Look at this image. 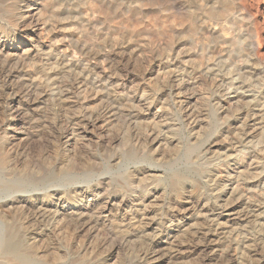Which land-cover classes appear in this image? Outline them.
I'll return each mask as SVG.
<instances>
[{"label":"rangeland","instance_id":"374dc122","mask_svg":"<svg viewBox=\"0 0 264 264\" xmlns=\"http://www.w3.org/2000/svg\"><path fill=\"white\" fill-rule=\"evenodd\" d=\"M22 1V12L25 13V16L27 17L25 25L23 28L21 25L16 29L6 28V34L2 32L4 30L0 32V47L2 50V52H0V62L10 59L15 65L23 58H34L38 54H55L56 60L54 59L49 61V63L45 62L40 64V66L43 67V70H45L50 76L41 74L42 76L44 75L41 77L40 74H34V72H32L33 66H31V64L26 66V69L24 67L19 68V73L13 79V82L19 84L23 83L22 91L17 93V91L12 89L10 90L11 92L9 91L10 95L6 96V99L4 100L6 101L8 108L11 109L7 114L12 113L15 115V112L17 113L16 115L22 114L21 117L13 122L12 127L2 126L3 128L1 131H5L4 134L9 140L21 147L25 144L31 143L33 140L32 138L36 141H43V138H47V136L51 134V129H49L50 127H48L44 121L49 119L48 116L51 118L49 102L52 103L54 100H57L58 103H69L67 105H70L71 107L74 106L72 109L77 117L86 113L99 112L101 114L100 117L103 119L101 118L102 122L96 129H91L87 133L82 131L70 132L60 143L61 149H68L72 152L76 151L74 149L80 148L81 150L82 148L84 152H89L90 150L91 154L93 152V154L105 158L102 163L104 167L107 166L109 169H106L107 167H105L104 172L107 171L106 173H110L108 170L114 172L113 177H111L112 179L109 178V174H106L105 177H96V179H94V181L101 180L102 182L101 188H99L98 191L99 195L94 196L86 193L83 200L85 206L90 207L93 206V204L99 203L102 207L106 208V213L102 215L104 217H102V220L108 221V219L113 217L124 221L125 227L123 229H126L127 227L130 228L133 223L132 218L134 209H136V203L123 204L121 197L110 205L107 203L110 199L109 191L112 193L118 190V184L114 182L116 179L117 182L121 184L126 182V180H122L116 175L120 169H126L125 174H127L131 170H134V168L137 169L138 167H143V169L147 171L148 167L150 168V172H148L149 179L150 181H155L154 184L148 186V191H152L159 182V185L162 187L159 186L157 188V190L162 189L158 193L159 199L157 198L156 200V198H152L151 202L149 201L152 203L150 204V207L161 209V212L166 211L169 213L167 214L169 218L161 219L160 216H152L154 222H157V225L154 226L156 228L154 231L151 229L152 231L149 230V232L158 235L157 239L160 241L154 248L155 251L159 252L163 248L166 249V247L169 248L172 245L175 246L177 240H179L178 237L181 236V234L193 231L197 227L201 228L202 226H199V223L202 222L204 218H207L209 226L213 230H217L213 233V237L211 238L212 250L209 253V259L203 263L198 261L199 256L184 257L183 260L189 262V264H264V235L261 234L262 236L255 237L253 234H245L246 227L250 226L252 223L256 226L255 229L259 231L260 228L264 226L263 218H255L250 224L249 221L245 222L243 219L235 220L228 218L227 212L216 209L215 214L204 213L203 217H198V220H196L195 217L197 216V212L192 209L193 206L188 204L187 201V198L192 192L193 185H188L185 189L186 192H182L180 196H176L175 192H172V190L165 186L167 176L164 174V170L169 171V169L165 164L166 158L164 157L173 152V146L168 147L165 142H158L157 144L151 143L148 146L147 143H145V145L137 148L138 142L134 139V146L137 144L135 146L136 150L141 148L140 150L143 151L142 153L147 154L148 152L155 154L154 156L159 159L158 164L162 166L151 168V164H146L147 161L140 163L137 161H123L120 163L119 161L110 162L109 157L113 153H120L123 151L124 143L118 142L110 146L109 144H103L104 142L102 141V136L106 134V129H113L114 126L120 125L121 122L125 123V120L128 121L129 119L131 133L133 134L136 132L133 134L134 136L140 134V136L138 135L139 139L141 137L143 138L142 135H144V128H147V124L154 125L157 122L163 125L162 135L166 136L169 134L168 130L171 125V122L167 120L168 117L173 118L177 123V126L176 123H173L175 124L173 129L179 134V137L183 142L191 141L193 136H202V128L196 127V124L191 125L190 121H184L183 115L186 113H197L210 110V107L214 104V101L212 100H214L215 94L211 92V86L212 79L215 77L213 74L216 73L217 87L214 89L216 92L219 91L221 93L222 98L230 101L231 108H237L240 106L238 97L243 96L247 101L251 102V107L254 112L262 110L264 100L258 105L255 93L259 90L262 84V87L264 86V0ZM30 4L33 6L29 8L28 6ZM51 9H55V11L53 10L55 14L60 10L57 14L59 16L57 18L59 23L56 24L57 27L55 28L49 26L47 27V30H44L43 23L50 20ZM131 16L135 17L132 18ZM32 20L38 21L37 23L39 25L36 27L32 25L28 27ZM114 44L117 45L115 46ZM123 48H125V50ZM54 49L58 53H56ZM219 49L223 51L218 53L220 51ZM113 50L118 54L113 53ZM224 50L226 51L224 52ZM83 51L84 53H95L100 56L110 55L111 53L113 58L115 57V54L118 57L116 56V61L112 64L109 63V61L103 62V66H105L104 68H106V70L101 69V74L94 72H88L85 74L83 77L85 81L81 82V84H76L77 89L74 92L75 94L69 95L66 88H64V85L73 80L70 68L73 65L80 63L79 65H87V68L90 70L94 68L95 65V61L93 59H87L85 55H83ZM29 54L30 56H27ZM83 56L84 60H82ZM202 59H204V61ZM194 61L195 63H199V61L204 62L200 70L203 78L195 79L191 75L192 70L190 69L191 65L194 64ZM222 62H227L229 67L227 66L226 71L228 73L223 74V72L218 70ZM249 66L255 68V73L250 74L248 77V82L253 86L243 88L239 81H242ZM122 70H125V72ZM54 72H56V74H54ZM164 72L169 73V76L174 81L173 85L176 86V88L157 96V91H154L156 86H158L162 80ZM92 82L94 84H92ZM66 94H68L67 97ZM34 96L38 99L42 98L39 100L37 106L29 107L28 104H30L31 99L34 98ZM156 96L159 98L153 102L152 99ZM76 97L80 99V103L76 102ZM92 97H94L95 100ZM124 100L127 101L125 102ZM122 103H124V105ZM107 105L109 106L107 107ZM174 105H178L179 108L182 109L179 115L175 114L177 108H175ZM58 107L59 105H57V107L52 106L53 109H58ZM224 108H226V106H224ZM223 110L224 109L222 108L220 112ZM61 111L63 112L64 110L60 109L59 113ZM204 114L205 113H203V115ZM252 115L253 114L246 112L244 117L249 119L247 120L250 130L256 129L255 133H259L261 132L260 128L263 126V120L259 119L252 122L251 119L254 118ZM62 116H66L65 119L63 118L64 121L62 120V122L68 121V115ZM110 121H114L115 125ZM202 121L203 124H205L204 126L208 125L210 121L209 114L207 116L204 115ZM244 122L243 119L238 123L235 121L236 125L238 124L237 126L239 127L242 126ZM28 123L32 124V127H37L33 130H27ZM165 124L167 127H165ZM26 132L27 135L25 134ZM33 144L34 142L31 145ZM204 149H206V146ZM211 156L210 151L206 153V158H210ZM239 158L240 154L234 152L232 156L227 159L226 163L229 164V169L227 168L226 171L231 172V169H233L231 167H233L234 161ZM204 162L205 160L202 161V163ZM168 171L166 172L167 175L170 173H168ZM230 174H232V177H227V179H225L224 189L227 192L234 190L237 186L234 182L237 174ZM139 177L141 178L142 176ZM231 179L232 181H230ZM133 183L134 184L131 187L133 192L136 191L135 193H140L142 192L141 189L145 190L143 192H147V186H142L140 181H135ZM93 184L95 183L93 182ZM85 186L86 184L81 185V187ZM71 187H76V185H71ZM260 188L261 185L256 184L251 187V190L258 191ZM211 189V184H204L199 191V194L203 192V194L206 193L201 204L206 205L207 207L212 206L211 203H214L215 199V194L214 192L212 193ZM84 190L87 189L85 188ZM248 192L250 191H247L246 197L250 196ZM175 197L178 198L176 199ZM171 199H173V201L178 200L182 204L185 203L182 205L184 208L181 207L180 209L179 216L181 217V221L175 219L171 221V215L174 216V213H172L171 210L168 211V200ZM250 201L253 203L255 202L252 199ZM146 204L147 202L145 205ZM219 204L223 205L222 202ZM49 208H51L52 212L58 211L59 215H62L65 211H68V213L73 211V207L69 202L58 200L50 205ZM241 211V209L238 210V212ZM218 212L223 213L222 216H219ZM235 212H237V210ZM58 214L56 215L57 221L61 218ZM55 220L54 223L57 222ZM51 223L53 224V220ZM133 230H135V228H133ZM145 232L148 233L146 229ZM83 234L84 235L80 238L81 241H87L88 243L91 242V244L94 243V245L97 246L98 234H92L91 237L88 233ZM234 235L236 237H234ZM230 244H233L234 247L229 248ZM183 247L185 246H182L181 248ZM256 247L261 249L259 250L257 257L253 256V252L251 253V251L258 250ZM110 251L111 250L107 246L100 250L102 258L101 262L107 264L113 262L117 263L118 257H116L117 260L113 256L108 257ZM260 251H262V253ZM227 255L232 256V261H223V257ZM162 264L171 263L167 261Z\"/></svg>","mask_w":264,"mask_h":264},{"label":"bare ground","instance_id":"6f19581e","mask_svg":"<svg viewBox=\"0 0 264 264\" xmlns=\"http://www.w3.org/2000/svg\"><path fill=\"white\" fill-rule=\"evenodd\" d=\"M22 4V0H0V32L4 30L2 32L6 34V28L16 29L20 25L22 28L24 27L27 17L25 16V13L22 12ZM32 6L33 5L30 4L28 7L30 8ZM53 10L55 11V9ZM53 10L50 14V20L43 23L44 30H47V27L49 26L51 28H55L57 27L56 24L59 23V20H57L59 16L57 14L60 10L57 11V14H55ZM37 22L38 21L32 20L28 27L31 25L35 27L38 26L39 24ZM125 48L123 49L125 50ZM222 51L223 50H220L218 53H221ZM225 51L226 50H224V52ZM0 52H2L1 47ZM112 52L118 54L114 50ZM85 53L83 51V55H85L87 59H93L95 61L94 68L89 70L87 65H79L80 63L75 64L70 68V73L73 75V80L71 78L72 81L64 85V88H66V91L69 95L75 94L74 92L77 89L76 84H81V82L85 81L83 79L85 74L88 72L101 74V69L106 70V68H104L105 66H103V62L109 61V63L112 64L116 61L117 56L115 54V57L113 58L111 53L110 55L104 56H100L95 53ZM27 56H30V54ZM55 56V54H38L34 58H23L15 65L10 59L0 62V264H107L101 262L102 258L100 250H102L105 246L109 247L111 250L108 257H118L117 263L113 262L111 264H162L163 262L167 261H169L171 264H189V262H186L183 259L184 257L187 258L191 256H199L198 261L202 263L206 262L209 259V253L212 250L211 238L213 237V233L217 231L213 230L209 226L207 218H204V220L199 223V226H202L201 228L197 227L188 233L182 232L183 234L178 237L179 240H177V243L174 242L176 243V245L174 244L175 246L172 245L169 248H163L159 252L155 251L154 248L160 241L157 239L158 235L149 232L151 229L154 231L156 229L154 226L157 225V222H154L152 216L157 215L158 217L160 216L161 219L169 218L167 215L169 213L166 211L161 212V209H154L150 207V204H152L150 203L151 199L156 198L157 200L159 196L158 193L162 189H158L159 191L157 190L159 186L161 187L159 182L152 191H148V186L155 183L154 180L150 181L149 179L148 172H150V168L148 167L147 171L143 169V167H138L137 169L134 168V170H131L127 174H125L126 169H120L116 175H118L122 180H126L127 183L125 182L121 184L117 182V179H114V182L118 184V190L112 193L107 190L109 191L110 195V199L107 201V203L110 205H112V202L118 200L121 197L123 204L136 203V209H134L132 218L133 223L130 228L127 227L126 229H123L125 227L124 221L113 217L108 219V221L102 220V215L106 213V208L102 207L101 204H93V206L90 207L83 204L86 193L94 196L99 195L98 191L99 188H101L102 182L101 180L94 181V179H96V177H105L106 174H109V178H111L113 177L114 172H111L110 170H108L110 173H106L107 171L104 172V168L107 166L104 167L102 161L105 158L99 157L98 155L93 154V152L91 154L90 150L89 152H84L82 148L81 150L80 148L74 149L76 151L72 152L68 149L64 150L61 149L60 143L62 139L67 136V134L69 135L70 132L73 133L74 131H82L87 133L91 129H96L103 119L100 117L101 114L99 112L86 113L82 116L78 115L79 117H77L72 109L74 106H68L67 104L69 103L67 102V104H63L58 103L57 100H54L55 102H49V112H51V118L48 116L49 119L44 121V123L50 127L49 129H51V134L48 135L47 138H43V141H36L34 138H32L33 140L29 138L32 140L31 143L19 147L18 145L14 144L13 141L9 140V138L4 134L5 131H1L5 126L12 127L13 122H15V120L22 115H16V112L14 113L15 115L12 113L7 114L11 111V109L8 108L6 101H4L6 96L10 95V90L14 89L17 91V93L22 91L23 83L19 84L13 82V79L19 73V68H25L31 64V66H33L32 72H34V74H44L50 76L45 70H43V67H41L40 64L45 62L49 63V61L55 59ZM82 60H84V56ZM202 60L204 61V59ZM227 62H222L218 69L223 72V74L228 73L226 71L228 66ZM199 63H195L194 61V64L191 65V75L195 79L203 78L200 70L204 62L199 61ZM249 67L248 71L243 76L242 81H239L243 88H249L253 86L248 82V77L250 74L255 73V68L253 66ZM123 72H125V70ZM54 74H56V72H54ZM163 74L164 76L162 80L160 81L159 85L156 86L154 91H157V96L176 88V86L173 85L174 81L169 76V73L164 72ZM213 75L215 77L212 79L211 92L215 94V97L212 95L214 97V100H212L214 101V104L210 107V110L200 111L197 113H186L183 115L184 121H190L191 125L196 124V127L202 128V136H197L198 138L193 136L191 141L183 142L179 137V134H177V132H175L173 129L175 127V124L173 123H176L175 120L168 117L167 120L171 122L168 135H162L163 125L157 122L154 125L147 124V128H144V135H142L143 138L141 137L139 139L138 135L140 136V134L134 136L133 134L136 132L133 134L131 133L132 131L129 127L130 119L128 118L129 120H125V123L120 121V125L114 126L113 129H106V134L102 136V141L105 145L109 144L112 146L118 142L124 143L123 151L120 153H113L109 157V161H119V163L123 161H137L138 163L147 161L146 164H151V168L161 167L162 165L160 166L158 164L159 159L154 156L155 154L148 152L147 154L142 153L143 151L140 150L141 148L136 150L135 146L137 144L134 146L133 142L134 139L135 141L137 140V148L139 146L145 145V143H147L148 146L151 143L157 144L158 142H165L168 147L173 146V152L164 157L166 158L165 164L169 169V171H167L168 173L170 172L169 175H167V171L164 170V174L167 176L165 186L172 190V192H175L176 196H180L188 185H193L192 192L187 198L188 200H186L188 201V204L193 206L192 209L194 211L196 210V220H198V217H203L204 213L215 214L216 209L227 212L228 218L235 220L243 219L245 222L249 221V223L255 218L264 219V104L262 110H259V112H254L251 107V102L247 101L245 97L239 96L238 102L240 103V106L237 108H231L230 101L222 98L221 93L219 91L216 92L214 89L217 87V73ZM43 76L41 75V77ZM92 84L94 83L92 82ZM262 85L255 93V98L257 99L258 105H260V103H262L264 100V86L262 87ZM68 94H66V97ZM157 96L154 97V99H150H152L154 102L155 100H158L159 97ZM41 98L38 99L34 96V98L31 99L30 104H28L29 107H35V105L37 106ZM76 102L80 103V99L78 97H76ZM122 104L124 105V103ZM57 105H59L58 109L52 108V106L57 107ZM108 106L109 105H107V107ZM224 106H226V108H224ZM174 107L177 108V112L175 111V114L179 115L182 109L179 108L178 105H174ZM59 108L64 111L59 113ZM222 108L224 110L220 112ZM246 112L253 114L252 116L254 118L251 119L252 122H255V120L259 119L263 120V126L261 125L262 127L260 128L261 132L255 133L256 129L250 130L248 125L249 119L244 117ZM203 113H205L204 115L206 116L209 114L210 118L209 124L206 126H204L205 124H203L202 121L204 117ZM62 115H68V121L62 122L63 118L65 119L66 117H63ZM241 119H243L245 122L239 127L237 126L238 124L236 125L235 121L238 123ZM111 123L115 125L114 121ZM32 126V124L28 123V128L26 127L27 130H33L37 127ZM165 127H167L166 124ZM25 134L27 135V132ZM33 142L34 144L31 145ZM205 146L208 150L204 149ZM209 151L211 152L212 156L210 158H206V153ZM234 152H238L240 154V158L234 161V165L231 167L233 168L231 169V172L226 171L229 167V164L226 163L227 159L230 158ZM204 160L205 162L202 163ZM106 169L109 168L107 167ZM230 173L237 174L235 178L236 180L233 178L237 186L234 190L227 192L224 189L225 179H227V177H232V174ZM139 176L142 177L140 178ZM135 181H140V183H142L141 185L144 187L147 186V192H143L145 191L143 189H141L142 192L140 193H135L136 191L133 192L131 187ZM230 181H232V179ZM93 182L95 184H93ZM84 184H86V186L81 187V185ZM204 184H211V191L215 194L214 203H211L212 206L210 207L201 204L206 193L203 194V192L199 194V191ZM256 184L261 185L260 190H251V187ZM71 185H76V187H71ZM85 188L87 190H84ZM247 191H250L248 192V194H250L249 197H246ZM251 199L255 202H251ZM57 200L69 202L73 207V211L71 213L65 211L62 215H59L58 211L52 212L51 208L49 207ZM146 202L147 204L145 205ZM220 202H222L223 205L219 204ZM184 204L185 203L182 204L178 200H168V211L171 210L172 213H174V216L171 215V221L174 219L181 221V217L179 216L180 209ZM240 209L242 211L238 212ZM236 210L237 212H235ZM57 214L61 216L58 221L56 216ZM222 214L223 213L218 212L219 216H222ZM52 220L53 224L51 223ZM54 220L57 222L54 223ZM133 228H135V230H133ZM255 228L256 226L252 223L250 226L246 227L245 234H253L255 237H259L261 234L264 235V226L261 227L259 231ZM145 229L148 231V233L145 232ZM83 233H88L90 237L92 234H98L97 246H95L94 243L91 244V242L88 243L87 241H81L80 238L82 235H84ZM234 237L236 236L234 235ZM233 244H230L229 248H233ZM182 246L185 247L181 248ZM257 249L258 250L251 251V253L253 252V256L257 257L259 250H261L259 248ZM260 252L262 253V251ZM223 258V261L225 262L228 260L232 261V256L227 255Z\"/></svg>","mask_w":264,"mask_h":264}]
</instances>
